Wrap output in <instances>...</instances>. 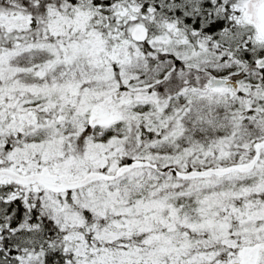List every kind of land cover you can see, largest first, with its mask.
Returning <instances> with one entry per match:
<instances>
[{
  "label": "snow or ice",
  "instance_id": "obj_1",
  "mask_svg": "<svg viewBox=\"0 0 264 264\" xmlns=\"http://www.w3.org/2000/svg\"><path fill=\"white\" fill-rule=\"evenodd\" d=\"M0 264H264V0H0Z\"/></svg>",
  "mask_w": 264,
  "mask_h": 264
}]
</instances>
